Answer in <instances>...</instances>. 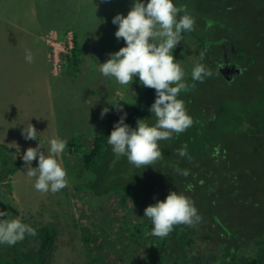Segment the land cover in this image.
Wrapping results in <instances>:
<instances>
[{
  "label": "rangeland",
  "instance_id": "rangeland-1",
  "mask_svg": "<svg viewBox=\"0 0 264 264\" xmlns=\"http://www.w3.org/2000/svg\"><path fill=\"white\" fill-rule=\"evenodd\" d=\"M259 1L227 0L225 3L233 7L219 12L223 25L210 27L206 32L195 24L193 32L199 38L184 33L183 40L172 52L185 71V82L189 85L196 63L203 61L213 72L194 89L180 93L178 99L184 101L192 118L201 117L196 126L189 128L192 132L203 127L215 128V123L224 128L216 141L217 147L211 149L217 154L214 162L218 160L213 173L230 178L227 185L222 184L230 198L225 196L220 200L218 211L225 216L228 227L238 228L236 233L241 234L237 245L242 262L255 252L245 242L264 234V131L247 137L243 134L250 133L249 128L257 127V122L264 124V5L258 4ZM132 3V0H0V144L6 145L4 152L11 154L16 163H20L21 156L15 174H8L0 183V211L9 213L0 219L19 218L31 225L56 226L59 233L53 264H154L157 252L153 248L159 238L151 234L153 225L144 217V209L164 200L170 191L191 199L188 190L181 186L188 185V181L192 183L199 173L190 171L192 175L181 183L170 167L179 157L176 137L180 134L158 141L163 159L146 168L134 167L126 157L117 158L108 144L90 165L85 164L84 156L94 148L96 137L111 130L129 108L147 100L144 93L149 88L142 86L139 92L138 77H134L130 86H124L99 72V63L106 62L109 54L126 46L123 39H116L118 26L113 25L112 19L118 13L126 16ZM173 3L182 5L180 0ZM209 3L213 5L214 1ZM188 13L195 18L200 15L195 5ZM203 20L207 29L206 15ZM67 27L79 38L84 37L80 40L84 46L81 50L89 55L82 56L78 63L77 71L83 73L81 78L70 75L68 68L66 73L56 74L52 61L47 59V48L39 39L40 35L63 32ZM219 29L235 48L245 53V58L237 57L243 66L236 65L241 75L234 76L232 84L215 75L220 70L217 62L208 57L200 59L203 52L199 39L212 40L215 30ZM26 49L33 55L32 63L25 59ZM228 57L235 58L229 51ZM63 67L66 68V63ZM90 71L98 76L91 81ZM132 85L134 90L130 89ZM137 94L141 97L135 98ZM155 97H151L150 106ZM113 104L121 105L123 112H117ZM104 107L110 111L101 118ZM235 111L254 115V120H248L246 132L235 129L241 123L230 122ZM143 119L149 126L155 124L150 111ZM29 124L37 130V140L24 139L22 131ZM56 137L68 141L57 159L66 169L69 183L56 194H42L34 187L36 178L26 175L22 156L27 148L36 147L39 142L43 145L41 151L48 155V141ZM37 166L38 157L31 164L33 168ZM202 173L207 178V170L203 169ZM199 189L205 191L203 187ZM202 196L197 194L195 198ZM198 225L201 231L204 222ZM205 229L213 235L204 233L205 240L197 241L200 254L194 257L201 264H218L224 259L221 245L216 244L218 237L227 239L228 235L214 221L205 225ZM199 236L197 233L196 237ZM253 242L264 244L255 239ZM96 244L105 247L98 249ZM5 246L0 245V252ZM258 251L261 250L258 248ZM172 253L177 256L176 250ZM97 257L99 260H95Z\"/></svg>",
  "mask_w": 264,
  "mask_h": 264
},
{
  "label": "clouds",
  "instance_id": "clouds-1",
  "mask_svg": "<svg viewBox=\"0 0 264 264\" xmlns=\"http://www.w3.org/2000/svg\"><path fill=\"white\" fill-rule=\"evenodd\" d=\"M195 20V17L188 13L187 5L176 6L173 0H147L146 3L143 0H133L126 16L118 13L112 19L113 25L118 26L116 39H123L126 46L109 54L110 58L106 62L99 63V72L105 78L114 79L124 86H130L134 77H138L140 87L136 88H140L139 92L142 86L149 88L144 93L147 100L142 103L150 102L151 97L156 96L149 109L155 117L153 126H149L145 119H137L136 128H132L125 123L127 113L124 112L107 136V144L111 146L113 154L117 158L126 157L129 164L136 168H146L159 162L163 159V152L158 146V141L170 140L174 135L178 136L193 126L194 120L187 113L184 101L178 99V96L182 90L194 89L196 84L189 85L185 82L186 73L176 62L172 52L183 40L184 33L195 31ZM76 36L75 31L69 27L63 32L39 36L47 48V57L52 61L56 74L66 73L68 68L71 70L70 75L83 77V73L78 72L77 68L72 69L70 63L77 56L81 59L84 55L89 56L81 50L84 46L80 40L83 41L84 37L77 36L80 50L75 52ZM25 59L28 63L33 62L30 50H25ZM200 59H204V53H200ZM65 63L66 68L63 67ZM219 71L223 69L220 68ZM212 75V70L199 62L191 71V79L194 82L203 83L206 77ZM92 77H98L95 71H90V81ZM134 88L133 85L130 87L132 90ZM113 105L117 112H123L121 105ZM109 111L108 107H104L100 113L101 118ZM37 133L31 124L22 131L25 140H37ZM48 143V155L41 151L43 145L39 142L36 147L26 149L22 160L27 166L26 175L36 178L35 189L42 194H56L69 183L67 171L57 159L65 151L68 141L56 137ZM9 147H13L12 144ZM15 148L20 151L16 144ZM177 154L181 158L186 157L189 162L193 159L186 144L177 149ZM37 157L38 166L33 168L31 164ZM175 171L184 177L191 174L189 169H181L178 166ZM8 215V212L0 211V217ZM144 217L153 225L151 234L161 238L167 237L174 230V226L196 227L202 222V216L194 201L177 191H170L164 200L147 206L144 209ZM26 235L36 236L37 232L19 218L0 219V245L14 246L22 242ZM153 249L157 252L156 243ZM156 260L157 257L154 261Z\"/></svg>",
  "mask_w": 264,
  "mask_h": 264
},
{
  "label": "trees",
  "instance_id": "trees-1",
  "mask_svg": "<svg viewBox=\"0 0 264 264\" xmlns=\"http://www.w3.org/2000/svg\"><path fill=\"white\" fill-rule=\"evenodd\" d=\"M209 1L210 0H180L181 4L187 5L188 10L191 9L193 5L197 7L200 15L199 17L195 18L196 28L199 29V27H201L206 32L210 27L223 25L222 23H224V21L222 22L220 20V17L218 16L219 12L223 8L231 9L233 7L232 4L225 3L227 0H213V5L210 4ZM143 2L146 3L147 0H143ZM259 3L264 5V0H260L258 4ZM205 15L208 19L207 29L205 25L206 20H203V16ZM221 27L223 28L224 26ZM219 30H221V32L217 33ZM219 30H215L214 35H212V40L206 41L205 39H199L200 47L202 52L204 53V57H208L210 60L217 62V64L226 61L234 65L240 64L241 66H243L239 62V59L245 58V53L241 49L235 48L236 46L232 41L229 40V37L225 34V32L222 29ZM189 33L190 35L199 38V36L196 35L193 31ZM75 44V52H78L80 50V44L77 36L75 39ZM233 47L235 48V51L231 50V48ZM228 51L229 54L235 56L234 59L228 57ZM80 59L81 58L77 56L70 62L74 68H77ZM250 61L253 62L254 60L250 59ZM236 69L238 70L237 67ZM240 73L241 72H236V75L238 76L233 75L229 78L220 71L215 73V75L225 78L228 84H232L235 82V78L241 75ZM222 75H224V77ZM193 83L198 84V82H194L192 80L191 84ZM183 91L184 90H182V92ZM135 98H140V96L137 95L135 96ZM149 109L150 102H141L139 104H135L133 107L129 108L130 111L126 112L127 116L125 119V123L133 128L136 125L137 119H143L149 114ZM200 118L201 117L193 118L194 125L192 127L196 126V122L199 121ZM249 119L254 120L255 117L248 111H235L234 118H232L230 122L234 123V125L241 123L242 126L235 129H237L239 132H246V125L247 123H249ZM214 121L215 119L212 120V122ZM214 125L216 126L215 128L208 127L206 129L205 127H203L202 129L199 128L200 131L195 130L193 132L188 128V134H186L185 131L183 134H180L178 137H176V145L181 148L182 145L186 144L187 151L193 159L191 162H189L186 157L181 158L179 156L175 158L173 166H170L175 172L174 175L180 177L181 183L185 181V178L189 179L192 174L187 177L179 175L175 171L176 166L181 169H189L190 171H199L197 179H195L192 183L188 181V185L181 187L184 190H188L191 200L194 201L199 214H201L202 216V222L200 224L204 222V228L202 227L203 229L201 231H198V226L192 227L194 229H191L188 226L177 225L174 226V230L167 237H158L159 240L154 239L156 241V249L158 253L157 260L154 262V264H201V260H198L194 257L195 254H200L197 241L205 240L204 233L211 234L206 232L205 225H210L213 221L216 222L218 227L228 235L227 239L218 237V241L216 243L217 245H221V251L224 252V259L225 261H228V263H226L223 259L222 261H219L218 264H264V244H258L254 242L252 243L253 239L257 240L258 242H264V234H262L261 236L258 235L259 237H252L249 242H245V244L250 243L251 246L255 248V252L252 257L248 258L245 262H242V260L239 258V254L241 253V251H239L240 248L237 245L238 239H241V234L239 233L238 235V233H236V230H238V228L232 226L228 227L229 223L226 220L225 216L218 211V204L220 203V200L224 199L225 196H229L230 198V195L226 194L227 190L224 188L225 185L230 182V178L228 175L220 177L219 175L213 173L214 166L216 165L218 160L217 162H214L217 154H215L214 152L212 153L211 149L217 147L216 141L218 140L219 134L224 129L218 123H215ZM256 125L257 127L255 126L253 128H249L250 133H243L244 136H252L259 133L260 131H264V124H260L259 122H257ZM112 130L113 128L108 132L96 137L94 141V149H92L89 154L84 156L86 165H90L94 157L100 156V154L104 150V147L107 146V136L110 135ZM19 157L20 163H16L14 157L11 154L4 152V145H0V183L7 178L8 174L11 175L16 169H18L16 164H18V166L20 167L21 156L19 155ZM203 169L207 170V178L205 176V173L201 174ZM117 183L121 185V182ZM198 184L200 185L197 186ZM200 187H203L205 191H202L200 189L197 190ZM197 194H202L203 196L200 199H196L195 196ZM221 221L224 222L227 228H224L221 225ZM25 224L33 227L36 230L37 235H26L25 239L22 242H19L14 246L6 245L0 252V264H53L56 250V241L59 233L57 227L54 226L53 228H51L52 226L43 224L36 226L31 225L29 222H25ZM197 233L200 234L199 238L196 237ZM141 235L145 236V234ZM88 238H86L85 240L87 243H90ZM222 243L224 245H222ZM152 245L154 246V244ZM96 247L98 249H103L105 245L96 244ZM258 248L261 251H258ZM174 250L177 251V256L172 253ZM90 253L91 250H88V255H90ZM229 253H231L232 256L229 255ZM95 260H99V258L97 257Z\"/></svg>",
  "mask_w": 264,
  "mask_h": 264
},
{
  "label": "flooded vegetation",
  "instance_id": "flooded-vegetation-1",
  "mask_svg": "<svg viewBox=\"0 0 264 264\" xmlns=\"http://www.w3.org/2000/svg\"><path fill=\"white\" fill-rule=\"evenodd\" d=\"M236 65L228 63V62H223L220 63V68L223 69V71H225V74L227 77H231V74L236 72ZM228 67V68H227Z\"/></svg>",
  "mask_w": 264,
  "mask_h": 264
},
{
  "label": "water",
  "instance_id": "water-1",
  "mask_svg": "<svg viewBox=\"0 0 264 264\" xmlns=\"http://www.w3.org/2000/svg\"><path fill=\"white\" fill-rule=\"evenodd\" d=\"M221 72L226 76L225 71H221ZM236 72H239V70L236 69Z\"/></svg>",
  "mask_w": 264,
  "mask_h": 264
},
{
  "label": "bare ground",
  "instance_id": "bare-ground-1",
  "mask_svg": "<svg viewBox=\"0 0 264 264\" xmlns=\"http://www.w3.org/2000/svg\"><path fill=\"white\" fill-rule=\"evenodd\" d=\"M52 29V28H51ZM1 142V141H0ZM4 146H6V145H4ZM8 147V146H7ZM199 226V225H198ZM227 262V261H226Z\"/></svg>",
  "mask_w": 264,
  "mask_h": 264
},
{
  "label": "crops",
  "instance_id": "crops-1",
  "mask_svg": "<svg viewBox=\"0 0 264 264\" xmlns=\"http://www.w3.org/2000/svg\"><path fill=\"white\" fill-rule=\"evenodd\" d=\"M47 59H48V57H47Z\"/></svg>",
  "mask_w": 264,
  "mask_h": 264
}]
</instances>
